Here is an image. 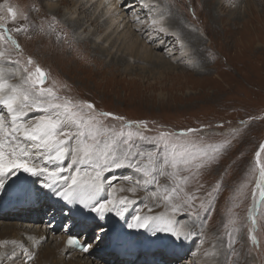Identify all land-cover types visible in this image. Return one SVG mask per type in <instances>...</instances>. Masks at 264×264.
<instances>
[{
  "label": "rangeland",
  "instance_id": "374dc122",
  "mask_svg": "<svg viewBox=\"0 0 264 264\" xmlns=\"http://www.w3.org/2000/svg\"><path fill=\"white\" fill-rule=\"evenodd\" d=\"M72 2L0 0V32L4 34L0 35V53H3L0 56V69L3 67L5 70L10 66L12 70L18 71L9 77L4 75L11 85L15 84L18 74L25 79L28 72L35 73L37 67L46 74L42 86L52 89L59 99L43 98L45 103L27 111V114L32 112L38 115L31 121L45 115L41 109L47 107L48 102L69 101L74 106L73 111L92 104L94 109L83 107L80 114L95 115L101 125L99 139L110 141L116 136L119 155L128 147L121 141L131 132V154L124 166L103 170L102 182L105 188L102 187L101 191L91 189L89 181L82 185L85 189L82 187L72 194L71 201L65 199L68 204L78 201L76 206L82 207L81 214L84 210H90L93 218L96 217L92 222L78 220L79 215L71 216L73 205L68 210L64 200L60 201L62 204L56 201L49 203L47 200L42 202L40 196L37 199L38 205L30 206L25 202L22 204L24 207L19 206V209L14 205L8 211L0 210L1 224H20L23 235H33L38 241L36 247L23 249L12 258V262L39 264L40 257L59 246L56 238H63L69 232H81L93 243V249L102 247L104 252L94 259L92 257L96 253L91 256L74 248L62 253L59 249L56 258L61 259L56 263L162 264L163 260L167 264H203L202 260L207 259L208 264H264V196H261V192H264V180L261 179L264 152H260L264 145V0H242L237 4V11H234V0H228L227 3L223 0L225 5L222 0H214L215 5L209 4L208 0H162L160 5L158 2L153 3L157 11L153 12V7L148 12L149 7L147 10L142 9V14L137 13L142 4L132 8L130 3L134 0H117L116 5L127 15L125 21L129 22V32L134 30V35H142L134 28L138 22L157 23L161 20L176 23L173 21L176 19L181 29H185V24L200 34V40L194 41L189 40L184 33L175 36L174 42L184 43L186 49L171 50L175 47L171 46L160 52L155 51L161 56H166V52L171 54V60L170 55L166 58L171 62L168 69L153 67L151 62H137L134 57L130 62L127 58V62L133 64L134 68L126 67V61L116 65V59L113 58L119 57V54H113L118 46L121 48V38L115 48L94 53L100 42L94 44L88 35L97 26L92 23L93 19L89 20L88 17V24L80 31L76 27L70 29V25L65 22V18H76L80 12L73 13L75 6ZM50 6L58 10L51 12L47 8ZM9 8L16 12L15 19L8 11ZM163 8L165 11L161 12ZM94 10L97 16L102 12V7L94 9L92 6L90 11L93 13ZM233 11L239 13L236 15ZM101 22L98 23V30L102 38L106 31H103L104 23ZM126 22L118 25L115 35L126 34ZM64 25L69 35H72L71 42L59 43L51 39L49 35L53 34L54 29ZM173 26L177 28L176 24ZM41 32L48 36L39 34ZM77 32L81 34L79 37ZM147 34L145 30L143 35ZM105 45L108 48V43ZM29 59L31 64L28 63ZM25 68L28 72L24 71ZM24 79L23 88H27ZM0 111L6 110L0 107ZM8 120L9 117L5 115L6 123ZM121 132L124 135L118 136ZM137 133L144 139H140ZM162 134H167L169 139H162ZM33 143L28 144V147H32ZM174 153L178 160L183 159L184 155L195 159L188 165L180 163L178 170L170 164L163 167L164 159L171 161ZM36 162L41 166L55 167L43 159ZM69 164L70 160L63 161L64 166ZM145 166L154 169L151 176L144 175ZM66 171L67 175L72 174ZM85 171L94 177L91 168L82 166L81 177L85 180H88V177H84ZM144 179L149 182L144 184ZM47 182L44 176L40 177L38 187L45 188ZM54 188L57 191L64 190L58 184ZM132 188L139 192L133 193L130 190ZM172 188L176 189L175 193H171ZM165 189L169 192L166 193ZM115 191L118 192V198L125 199V203L118 205L120 215L112 211L101 216L91 209L94 205L112 200L111 193ZM142 194L145 199L142 204L129 202L127 197L131 195L138 199ZM168 194H171V200L164 199ZM60 197L58 195L57 198ZM257 199L259 206L254 216L252 207ZM173 208L175 213L171 211ZM161 213L171 215L185 234L179 230L180 236L177 238L165 232V224L157 216ZM137 216L157 219L150 221L146 228L130 226L137 224ZM32 226L47 232L38 238L36 234H30L32 232L27 233ZM112 228L138 231L139 234L148 231L149 236L158 235V240L160 238L164 241L166 248L177 244L185 251L181 254L173 250L174 254L167 259L155 258L153 261L149 256L165 255L162 248L155 254L143 251L142 254L148 257L141 259L120 257L111 250L109 242L104 244ZM0 231H3L2 228ZM253 236L256 238L255 243Z\"/></svg>",
  "mask_w": 264,
  "mask_h": 264
},
{
  "label": "snow or ice",
  "instance_id": "6c2138e0",
  "mask_svg": "<svg viewBox=\"0 0 264 264\" xmlns=\"http://www.w3.org/2000/svg\"><path fill=\"white\" fill-rule=\"evenodd\" d=\"M8 11L12 14V18L15 19L16 12L12 8H9ZM153 23H156V21H153ZM17 30L19 31L20 29ZM163 30L162 28L161 31ZM13 43L16 42L13 41ZM17 47H19L18 44ZM0 56H3V53H0ZM28 63H32L31 59H29ZM24 71L28 72V69L25 68ZM46 78L43 70L37 67L35 73L28 72L27 77L24 79V84L28 85V87L21 88L9 84L4 78L3 70H0V107L6 110L0 111V177L13 173L15 170H23L34 176L46 175L48 182L45 187L47 188H53L58 182L65 184V189L58 191L56 194L66 200L89 181H91V187L99 192L103 187V170H110L113 167L120 168L129 159L132 147L130 144L132 133L129 132L127 137L121 141L128 147L118 155L119 148L116 136L110 141H101L99 139L101 125L95 115L80 114L83 112V107L92 110L94 105L87 104L79 107L77 111H73L74 106L69 101L64 103L48 102L47 107L41 109L46 113L45 115L33 122L25 120L24 117L27 115V111H31L34 106L39 107L45 103L43 98L52 97L54 100L59 99L55 97L52 89H46L42 86ZM5 115L9 117L7 123ZM101 115L111 114L102 113ZM117 119L121 118L117 117ZM189 131L194 132L195 130ZM117 135L123 136L124 134L121 132ZM137 135L139 136V133ZM139 138L144 139L143 136H139ZM162 139L168 140L169 136L162 134ZM24 142H35L32 147L36 151L30 152ZM260 152H264V145L261 146ZM260 152L257 153L258 159ZM40 159L53 163L55 167L49 169L46 165L39 166L36 161ZM66 159L70 160V164L64 166L63 161ZM194 159L195 157L193 156L184 155L183 159L178 160L174 153L171 161L167 158L164 159L163 167H167L170 164L173 169L178 170L180 163L188 165ZM149 161L151 163V156H149ZM202 163L203 161H201ZM137 164H139V161H137ZM82 166L91 168L92 172L95 173L94 177L88 171L84 172V177H88V180L81 177ZM66 169L72 174L61 175ZM153 170L145 166L144 175L146 177L151 176ZM161 174H164L163 168H161ZM124 179H131V177H125ZM261 179L264 180V166H262L261 170ZM148 182V179L143 180L144 184ZM0 187H3L2 181H0ZM130 190L135 191V188ZM165 192L168 193L169 190L165 189ZM175 192L176 189L172 188L171 193ZM261 196H264V192H261ZM164 199L171 200V194L165 195ZM123 203H125L124 198L118 201L107 200L94 205L92 210L101 216L112 211L120 215L121 211L118 205ZM135 219L137 224L130 226L146 228L150 221L157 218L149 216L142 219L137 216ZM163 230L172 231L177 238L180 236L178 231L171 228ZM252 240L255 243V236L252 237ZM68 244L78 246L79 242L69 239ZM84 250L87 251V248L85 247Z\"/></svg>",
  "mask_w": 264,
  "mask_h": 264
},
{
  "label": "bare ground",
  "instance_id": "6f19581e",
  "mask_svg": "<svg viewBox=\"0 0 264 264\" xmlns=\"http://www.w3.org/2000/svg\"><path fill=\"white\" fill-rule=\"evenodd\" d=\"M49 1H52V0H49ZM70 1H72V0H70ZM116 1L117 0H86V1H84V0H73L72 5H73V7L75 6V12H73V13H77L76 11H80V12H79V14L77 15L76 18H74V17H67V18H65V19H67V21H65V22H66V24L70 25V29L76 27V28H78L77 29L78 31L82 30V28L85 27L88 24V19H87L88 17H90L89 20L90 19H93V22L92 23H94V24L96 23L97 26H96V28L93 31L88 32L89 33L88 35H90V38L93 40L94 44H96V43L99 44L98 42H100L99 45H96V47L98 48V50L95 49V52L94 53H97V52H100L101 53L102 52L101 50H105L106 51L108 49L110 50L112 48H115L117 42L121 38V48H120V46H118L116 52L113 54V56H116V54H119V57L116 56V57L113 58V59H116V62H114V63H116V65H121V64L125 63V61H126V63H125L126 67H128L129 69L130 68H134V65L129 63L130 62L129 60H131L132 57H134L135 59H137V62H140V61H142V62L143 61L144 62L146 61L148 63L151 62L152 63L151 66H153V67L156 66V67L168 69V66H170L171 62L169 60H167L166 58H167V56L170 55L169 56V59L171 60V57H172L171 54L170 53L168 54L166 52V54H167L166 56H161V54H157V52H155V51H159L160 52V51H162V49L165 50L166 48L171 47V46H175L176 47V48L174 47L173 49L171 48V50H175V49H186V46H185L184 43L181 44L180 41L179 42H177V41L174 42V40L176 39L175 36L176 35L183 34V33H184V35L187 34L186 35L187 38L189 40H191V41L200 40V38H199L200 34L196 33L194 30H190L187 26H185V24L184 25L182 24L185 27V29L184 28L181 29L180 28V25H179V22L177 21L178 19L173 20L176 23H174V22H162L161 20L158 21L156 24L155 23H152V22H149V21L148 22L144 21L142 23L138 22V26H134V28H135L136 31L140 32V34H142V35H139V34H137V35L135 34L134 35L133 34L134 33V30H133V32L130 30L131 33L129 32V29H131L130 26H129V24H128L129 22H126L125 21L127 19V15L123 12V10L121 9V7H119L118 5H116ZM161 1L162 0H160V1L159 0H156V1L155 0H153V1L152 0L151 1L150 0H134V2H131L130 3V7L135 8L137 6H140V4H142L141 5L142 7L138 9L137 13L140 12V14H142L143 13V10L142 9L147 10V8H149V7H150V9L147 10L148 12H151V10H152L151 8H153V7H154L153 12H155V11H157V8H155L156 7V4H153V3L154 2L155 3L158 2L159 3L158 5H160L161 4ZM213 1L214 0H208V3L211 4V5H213V4L215 5V3ZM225 1L226 2H224V3H227L228 2V0H225ZM240 1H242V0H234V2L236 4V6L234 8V11L239 10V6L237 4H240ZM222 3H223V0H222ZM224 3H223V5H225ZM43 4H45V3H43ZM114 5H116V6L114 7ZM32 6H34V5H32ZM37 6L41 7L40 4L39 5L37 4ZM92 6H94V9H98V8H101L102 7V12L99 13V15L96 16L95 15V13H96L95 10L93 11V13L90 11V8ZM41 8H43V7H41ZM47 8L51 12H54L55 10H58L57 8L54 9L51 6L50 7H47ZM211 8H212V6H211ZM162 11L164 12L165 9L163 8L161 10V12ZM214 11H216V10H214ZM161 12H159V13L161 14ZM54 13H52V14L55 15ZM234 13L237 15L239 12L238 13L237 12H234ZM57 14H58V12H57ZM175 15L177 16V14H175ZM131 18H134V17H131ZM131 18H130V20H131ZM100 21H103V22H101V23H104V25H102V27L104 26L103 31H106L105 36L102 37V38H101V36H99V32L100 31L98 30V28H99L98 27V23ZM181 21H182V19H181ZM125 22H126V24L124 26V29L125 28H128L126 30V34L120 35L118 33L119 35H115L116 32L118 31V28H119L118 25L121 24V23H125ZM171 23H172V26H171ZM173 23L176 24L177 25V28L179 27L180 29L178 28V30H177V28L173 26L174 25ZM30 28H32V27H30ZM162 28L164 29L163 31H161ZM34 30H35V28H34ZM145 30L148 32V34L146 36L143 35V32ZM123 32H125V31H123ZM39 34H44V33L41 32ZM76 34H79V32H77ZM0 35H4L2 31L0 32ZM44 35H46V34H44ZM80 35L81 34H79L78 37ZM46 36H48V35H46ZM49 36H50L51 39H53V40H55V41H57L59 43L60 42H68L69 43V42H71V39H72V35H69L68 29L66 28L65 25L54 29L53 34H50ZM112 36H113V38H112ZM114 36H116V37H114ZM140 36H142V38ZM82 38H85V37H82ZM157 40H159V42L158 43H155V41H157ZM107 43L109 45L108 48H106V45H105ZM101 44L102 45L104 44L105 46L104 47L103 46H100ZM75 46H77V45H75ZM120 50H121V52H120ZM185 52H183L182 54H184ZM111 54H112V52H111ZM120 55H122V56H120ZM127 58H128V61L129 62H127ZM64 60H66V59H64ZM61 63H62V61H61ZM102 68H103V66H102ZM172 68H170V69H172ZM0 70H3V75H5L7 77L12 76L14 74V72H18V71H15L16 69L15 70L14 69L12 70V68L10 66L7 67L5 70L2 67ZM121 70H123V69H121ZM68 71H69V69H68ZM80 72H82V71H80ZM127 73H128V71H127ZM23 79L24 78L23 77L20 78V74H18L17 80H16V82H15L14 85L17 86L16 83H18L23 88ZM48 80H50L49 73H48ZM49 111H51V110L49 109ZM44 114H46V113L44 112ZM36 116H38V115H35V114H33L31 112V113L27 114L24 117V119L27 120V121H29V122H33L31 120L34 119ZM34 121H36V120H34ZM30 143H32V142H24V145L28 148V150L30 152L36 151V149H34L33 147H28V144H30ZM37 163H39V162H37ZM39 166H41V165H39ZM47 167L49 169H53L54 168V167H51L50 165H48ZM18 172H19V170H15L13 173H9V174H15V173H18ZM9 174H6L3 177H0V181H2L4 183L6 181L7 175H9ZM67 174H68V172L65 171L61 175H67ZM40 177H43V176H34L33 175L31 177V181H29L28 179H26L23 182V186H26V188L28 186H32V185L34 187L37 186L38 185V181H40ZM44 177H45V179L48 180V177L46 175ZM16 184H17V180H13L12 185L13 186H16ZM57 184H58L59 187H62V188L65 189V184L63 182H58ZM82 187H81V189H82ZM46 188L47 187H45V188L42 187L41 189H45L44 191H48L49 188H47V189ZM90 188L93 189L91 186H90ZM103 188H105V187H103ZM83 189H85V188L83 187ZM42 191H40V193ZM135 192L136 191H133V193H135ZM138 192H136V194ZM116 193H118V192L115 191V192L111 193L112 200L115 199L116 201H118V200H120V198H118V195ZM45 195H47V194H45ZM127 197H128L129 202H132V203H135V204H137L138 202L140 204H142L144 202V200H145L143 194L138 199L135 198V196H131V195H128ZM38 198H39V194H38ZM41 198H42V196H40V201H41ZM62 198L63 197L58 198V200L55 203L62 204L60 202L62 200ZM0 201H1V199H0ZM62 202H63V200H62ZM24 203H25V197H19L18 198V201H16L14 203L15 208H18L19 209V206L24 207V205H22ZM258 206H259V200L257 199V200L254 201L253 207H252V213H253L254 216H255V214L257 212ZM73 207H74V204H73ZM29 209H31V208H29ZM25 210H28V208L25 207ZM89 211L88 210H84V212L82 214H80L79 215V218H77V219L78 220L83 219L82 215L85 214V213H89ZM171 211L174 212V213L176 212L174 208ZM157 216L160 218L161 222L165 224L164 225L165 226V229L171 228V229H173L175 231H178V232H179V230H182V228L179 227L175 223V221H174V219L172 218L171 215H165V213H161L160 215H157ZM19 225L18 224L17 225H15V224L12 225V224H8V223H2L1 224L2 227H0V229L2 228L3 231H0V264H14L12 262V258L13 257H15L16 255H18L19 253H21L23 249L30 250L31 248L36 247L37 244H38L37 238L36 237H33V235H23L24 233L21 231V228L19 227ZM35 227H37V226H35ZM45 231L47 232V230H45V229L41 230L39 228H34V226H32V228H28L27 233L32 232L30 234H34V235L36 234L38 236V238H40L41 235L43 234V232H45ZM164 231L165 232L172 233V231H168V230H164ZM182 232H183V234H185V231L182 230ZM66 237H67V235L66 236H63V238H56L59 241V246H56V248H53V250L48 251L45 255L43 254L44 256L40 257L41 262L39 261L38 263L39 264H58L56 262H58V259H61V258H56V257H58L57 255H58L59 249L61 250L62 253H67V252H70L71 251L70 250L71 247L68 246L66 244V242H65ZM80 255H82V254H80ZM61 262H62V264H64V262L66 263L68 261H61ZM202 263L203 264H208L209 263V260L204 259V260H202ZM75 264H86V263L85 262H77Z\"/></svg>",
  "mask_w": 264,
  "mask_h": 264
}]
</instances>
